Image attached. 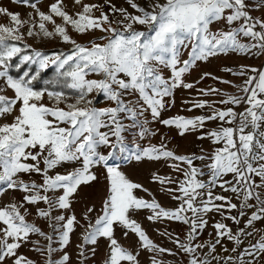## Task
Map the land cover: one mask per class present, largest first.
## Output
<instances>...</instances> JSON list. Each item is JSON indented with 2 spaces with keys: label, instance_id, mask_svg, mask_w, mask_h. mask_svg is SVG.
<instances>
[{
  "label": "snow or ice",
  "instance_id": "obj_1",
  "mask_svg": "<svg viewBox=\"0 0 264 264\" xmlns=\"http://www.w3.org/2000/svg\"><path fill=\"white\" fill-rule=\"evenodd\" d=\"M11 2L32 11L22 19L0 7L11 21L0 23V264H95L100 240L101 264H264V64L219 68L239 83L211 71L189 79L221 56L264 57V0H73L74 13L65 0L47 10ZM26 37L68 48L46 53ZM50 68L54 79L37 88ZM209 78L235 91L197 89ZM192 89L220 99L183 101L202 114L164 115L178 90ZM157 125L208 148L179 153ZM121 161L169 169L149 179L176 206L164 207ZM101 180L99 204L78 216L80 191ZM141 215L182 226L155 229L172 248L149 237Z\"/></svg>",
  "mask_w": 264,
  "mask_h": 264
},
{
  "label": "rangeland",
  "instance_id": "obj_2",
  "mask_svg": "<svg viewBox=\"0 0 264 264\" xmlns=\"http://www.w3.org/2000/svg\"><path fill=\"white\" fill-rule=\"evenodd\" d=\"M47 2H50V0H38L36 3L38 6L42 8V10H47L46 9V4ZM65 2L68 5L67 10L70 13H74L75 11H78V7H73V0H65ZM85 2H98L97 0H85ZM0 7L7 8L9 11L13 12H20L22 19H29V13H31V9L28 7H24L19 4H14L11 2V0H0ZM98 14V13H97ZM59 22V20H58ZM0 23L4 24H10L11 21L3 16L0 15ZM99 33H97L98 35ZM74 38H76L78 41L83 42L88 39L87 36L81 37L76 34H73ZM26 42L30 45H32L34 48H37L38 50L45 51L46 53H51L48 52V50L53 49L54 47H60L61 50H67L68 46L64 45L62 42H60L58 39H43V38H27L26 37ZM47 50V51H46ZM261 64H264V57L261 58H252V57H245L242 55H236V54H231L228 56H221L218 59H214L211 64L208 65H203L200 70L196 71L193 73L192 77L189 79H198L200 73L202 71H211L215 75L222 76L225 79H230L233 80L235 83H239L240 79L232 77L230 74L222 73L219 71V68L224 67V66H229L233 67L234 69H238L240 65H250V66H260ZM208 87H216L220 88L224 91L228 92H234L235 90L232 89L228 85L221 84L217 81H213L211 78L206 79L202 81L200 84L197 85V89L199 88H208ZM197 89H192V90H178L176 92L175 96V106L168 112L165 113V116H170V115H176V114H181L185 116H193V115H198L202 114L206 110H194L193 112H187L186 108L189 107L190 105H185L183 103L184 100H190L194 101L196 99H208V100H218L220 97L217 96H212V97H204L199 95ZM9 96L12 95L11 92L7 93ZM94 103L98 107H103L105 105V102L103 100L102 96H96ZM156 127L160 128V131L163 133V135L167 136L170 138V143L169 147L176 149L179 153L182 154H187V153H192V152H198V150L201 147H204L205 149L208 148V142L207 141H197L194 136H187L186 138H180L175 135L174 132H170L168 129L164 128L161 125H157ZM160 142V135L158 134L152 139V143H159ZM122 164V170L126 173V175L132 179L134 182H138L144 185L145 188H148L155 196V198L166 208H173L176 206L175 202L171 201L169 197L166 194H162L159 191V185L154 184L150 182L149 176L150 173L154 170H159L161 173L167 174L169 172V169L167 168H162L158 164H153L149 162H142V163H137L135 161L131 162H120ZM199 163V162H197ZM219 191V190H217ZM137 194L139 196H144L145 198L147 197L146 193L140 192L139 190L137 191ZM104 195V182L101 180L99 183L95 185V187H90V188H85L80 191V203H76L73 205V207L76 210V214L79 216L84 208V204L88 203L91 205V203H96L99 204L100 199ZM7 199V197H5ZM139 221L142 222V226L146 229L149 237L153 239L154 242L157 244H160L163 247H168L172 248L173 245L171 244L170 241L166 237H161L158 235V233L155 231V229H159L160 231H164L167 229L168 231H173V232H180L181 231V225L175 223V222H157L156 224H152L148 221H146L143 218V215L135 217ZM218 218V217H217ZM211 231V228L209 227L206 229L205 233L202 236V239H208V232ZM117 239L120 240L122 244L125 246H132L136 242V238L134 235L130 236L129 239L125 240L122 239L120 236L119 231L116 233ZM77 237L74 236L73 240L74 242L76 241ZM26 254L32 255L31 253H28L26 249H22ZM68 251L71 253L73 249L70 247ZM104 251H105V241L100 240L99 242V249L97 251V255L95 257V264H101L102 258L104 256ZM161 259H168V260H173L171 256H167L165 254L164 257H160ZM142 264H144V259L141 257Z\"/></svg>",
  "mask_w": 264,
  "mask_h": 264
},
{
  "label": "trees",
  "instance_id": "obj_3",
  "mask_svg": "<svg viewBox=\"0 0 264 264\" xmlns=\"http://www.w3.org/2000/svg\"><path fill=\"white\" fill-rule=\"evenodd\" d=\"M36 1H38V0H34V2H36ZM60 50H61L60 47H54L53 49L48 50V52H54V51H60ZM44 79H49V80L54 79V68L47 69L42 73V79L36 84L37 88H43L44 87V84H43ZM54 90H60V89L57 88Z\"/></svg>",
  "mask_w": 264,
  "mask_h": 264
},
{
  "label": "crops",
  "instance_id": "obj_4",
  "mask_svg": "<svg viewBox=\"0 0 264 264\" xmlns=\"http://www.w3.org/2000/svg\"><path fill=\"white\" fill-rule=\"evenodd\" d=\"M98 2H101V0H97ZM117 2L119 3L120 2V0H117Z\"/></svg>",
  "mask_w": 264,
  "mask_h": 264
}]
</instances>
